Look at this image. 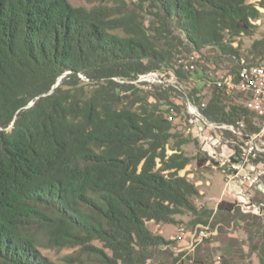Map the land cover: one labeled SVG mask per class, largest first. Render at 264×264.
Masks as SVG:
<instances>
[{"label":"trees","instance_id":"obj_1","mask_svg":"<svg viewBox=\"0 0 264 264\" xmlns=\"http://www.w3.org/2000/svg\"><path fill=\"white\" fill-rule=\"evenodd\" d=\"M76 1L0 0V264H57L44 251L62 250V264H146L169 243L148 222L201 217L199 189L179 172L208 158H189L172 133L189 131L184 104L114 79L194 78L187 95L209 121L259 131L247 96L204 84L212 66L236 77L264 62V38L243 63L232 45L257 32L249 0ZM193 54L190 73L178 62ZM253 248L264 264V238Z\"/></svg>","mask_w":264,"mask_h":264},{"label":"rangeland","instance_id":"obj_2","mask_svg":"<svg viewBox=\"0 0 264 264\" xmlns=\"http://www.w3.org/2000/svg\"><path fill=\"white\" fill-rule=\"evenodd\" d=\"M69 2L74 6L84 5L76 0ZM248 3L254 4L261 16L253 22L258 27L255 35L240 37L232 43L240 48V63L247 62V58L249 61L255 58V55H250L252 43L264 38V0H249ZM210 53L215 54L214 51ZM218 63L224 68L235 64L227 61ZM191 87L183 84L186 95ZM172 100L183 102L181 94L173 95ZM235 102L240 101L236 99ZM252 125L260 129L261 122L253 118ZM174 132L177 133L176 140H189L182 149L189 158L196 154L208 158L202 167H197L192 159L179 172L199 189L195 204L201 217L186 214L176 217V223L170 225L148 222L149 230L169 243L154 250L152 260L146 264H260L253 245L264 238V163L261 161L264 137L255 140L260 151L256 157L247 158L244 156L247 139L244 135L250 134L247 130L242 137L227 129L211 131L210 136L219 141L213 147L216 153L211 157L204 150L205 144L191 137V130L175 128ZM174 143L172 140L171 146ZM172 153L168 146L167 154ZM221 202L232 206L229 213L218 211ZM198 219L201 221H196ZM201 231L203 235H200ZM70 252L44 251V254L55 263L62 264L61 259Z\"/></svg>","mask_w":264,"mask_h":264},{"label":"built area","instance_id":"obj_3","mask_svg":"<svg viewBox=\"0 0 264 264\" xmlns=\"http://www.w3.org/2000/svg\"><path fill=\"white\" fill-rule=\"evenodd\" d=\"M199 62V56L197 54L191 55L186 60H180L178 64L187 72H194ZM119 81L120 83H129L137 88L149 92L154 86H161L162 88H170L173 90V94H181L183 97V104L185 106L188 115L189 130L202 144H205L204 150L209 156L213 157V147H216L219 143L218 139H214L210 136L211 131L215 132L220 129H227L234 134L242 137L245 132L244 123L238 122L236 128L234 125L217 124L209 121L198 109V107L191 102L188 95L183 90V84H194V78H189L185 83L170 72L165 71H152L143 74H139L135 79L131 81ZM205 89L209 90L217 88L223 91L226 95L233 93H241L248 97L246 106L248 109L254 111L261 118V126L258 132L252 134H245L247 138L244 142V156L247 158L252 156L256 157L257 148L255 140L264 137V62L255 66H242L237 76L227 74L217 70L214 66L210 70L206 71L204 75ZM175 101V100H173ZM173 109H171V113ZM168 120L173 121V115L170 114ZM264 146V144H263ZM264 151V149H263ZM247 152V153H246ZM203 235V231L200 232Z\"/></svg>","mask_w":264,"mask_h":264},{"label":"water","instance_id":"obj_4","mask_svg":"<svg viewBox=\"0 0 264 264\" xmlns=\"http://www.w3.org/2000/svg\"><path fill=\"white\" fill-rule=\"evenodd\" d=\"M60 80H61V79L58 80V82H57L56 85L52 88V90H53L54 88H56V87L59 85ZM52 90H51V92H52ZM51 92H50V93H51ZM32 105H33V103H30L28 107H30V106H32ZM11 126H12V124H11Z\"/></svg>","mask_w":264,"mask_h":264}]
</instances>
